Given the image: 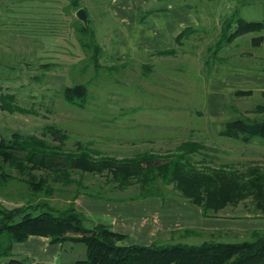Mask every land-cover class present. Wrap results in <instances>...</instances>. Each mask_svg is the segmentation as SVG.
Segmentation results:
<instances>
[{
    "label": "rangeland",
    "instance_id": "374dc122",
    "mask_svg": "<svg viewBox=\"0 0 264 264\" xmlns=\"http://www.w3.org/2000/svg\"><path fill=\"white\" fill-rule=\"evenodd\" d=\"M109 1L80 2L85 7L89 26L100 47L97 64L91 59L92 47L82 48L78 41L80 34L74 29L75 11L69 6V0H43L41 20L34 19V12H30L32 1L25 2L27 5L23 7L20 4L11 6V12L3 9L6 5L0 4L3 9L0 11V93H13L15 105L27 110L8 112L0 108V137L9 139L15 131L22 135L40 136L45 131L46 139L58 143L59 139L54 142L55 138L46 132L52 126L68 134L65 141L67 149H74L76 141L90 142L89 146L94 151L123 157L139 151L166 153L190 136L206 145L205 153L214 156L215 164L226 163L240 169L251 163L264 166V143L259 142L264 140L244 143L219 134L224 126L222 122L241 115L260 116L256 107L264 106V95L258 92L250 96L225 93L220 111L223 117L216 121L209 119L213 113L208 103L215 93L209 91V78L216 65L247 63L264 66V45L257 47L251 44V38L262 32L242 34L230 42L219 41L227 18L232 21L228 33L234 29L237 17L264 21V2H154V7L191 10L199 19L198 25L184 33L182 44L174 47L176 53L162 56L159 60L151 59L150 53L142 51H135L132 57L118 58L109 34L115 24L109 12ZM76 83L87 86L84 107L69 104L63 97L64 87ZM7 171L19 176L14 169ZM35 173L40 174L38 171ZM103 181V176L85 180L89 184ZM27 190L28 187L18 180L9 179L7 187L0 191V198L23 203V194ZM135 193L136 189L131 186L112 195L123 196L124 201L144 199L129 198ZM173 197L189 203L178 195H170ZM51 201L53 205L64 204V200L56 196ZM7 204L3 203L6 207L11 205ZM252 208L246 199L213 216L216 220L218 218L220 226L224 225L223 221L232 220L239 228L210 231L192 227L199 233L185 236L182 230L186 227H180L162 233L158 231L153 240L198 243L208 238L246 239L249 230L264 229V214L254 216ZM88 224L86 221L85 225ZM132 238L129 233L127 239L125 237L126 240L120 243H130ZM76 245L85 247L81 242Z\"/></svg>",
    "mask_w": 264,
    "mask_h": 264
},
{
    "label": "trees",
    "instance_id": "16d2710c",
    "mask_svg": "<svg viewBox=\"0 0 264 264\" xmlns=\"http://www.w3.org/2000/svg\"><path fill=\"white\" fill-rule=\"evenodd\" d=\"M68 4L73 11L82 7L80 0H69ZM74 19L80 45L92 47L91 59L97 64L100 47L88 17L86 24ZM231 22L228 18L224 20L220 43L264 30V21L237 17L234 29L228 33ZM190 31V27L184 28L176 35L178 45H181L184 33ZM262 39V34L253 36L251 44L258 46ZM155 52L175 54L176 49ZM251 93V90H237L233 95ZM62 94L69 104L84 107L88 89L84 83H76L64 87ZM14 100L13 93L1 92L0 108L8 112L27 111L15 105ZM256 109L261 113L258 117L241 115L222 122L224 126L219 134L244 143L264 140V106L258 105ZM46 132L55 138L53 141L59 139V142L46 139L45 131L40 136L15 131L9 139L0 137V191L13 178L28 187L22 204L8 208L0 201V258L8 257L10 262L18 263L13 258L14 243L26 240L29 235H40L53 243L81 242L85 245V256L73 263L35 264H264L263 228L249 230L248 238L242 240L208 238L198 243L153 240L148 244H124L120 241L126 235L114 231L106 223L90 222L86 226V217L74 203L79 194L124 201L123 196H113V192H123L132 186L137 193L129 198H165L175 194L198 206L203 217L218 216L226 208L249 199L254 216H258V213L264 214L263 165L251 163L240 169L226 163L215 164L214 156L205 153L206 145L190 136L166 153L139 151L117 157L94 151L90 142L76 141L74 149H67L66 132L52 126ZM8 169L16 170L19 176L11 175ZM95 176H103L104 181L85 182ZM55 196L63 199L64 204L53 205L51 200ZM182 232L185 236L199 233L192 227H186Z\"/></svg>",
    "mask_w": 264,
    "mask_h": 264
},
{
    "label": "crops",
    "instance_id": "0c3cea01",
    "mask_svg": "<svg viewBox=\"0 0 264 264\" xmlns=\"http://www.w3.org/2000/svg\"><path fill=\"white\" fill-rule=\"evenodd\" d=\"M27 1H32L30 12H34L33 18L41 20L40 9L43 0H0V4L6 5L3 9L11 12V6L20 4L23 7L27 5L25 3ZM89 1L94 3L96 0ZM156 1L159 0L109 1V12L115 21L109 34L114 41L118 58L132 57L135 51L150 53L151 59L161 60L162 56H173L174 54H158L155 51L175 49L174 47L178 46L176 35L184 28H194L192 26L199 24V19L191 10L154 7ZM3 9L0 8V11ZM262 36L263 39L257 47L264 45V30ZM262 56L264 57V52ZM237 90H251L250 95L257 92L264 95V66L247 63L236 66L216 65L209 78V91L215 92L208 100L210 111L213 113V116H209L210 120L216 121L223 117L220 113L223 95L232 94ZM0 201L2 204L10 203L8 208L22 204L1 198ZM138 201L134 199L111 201L79 194L74 203L76 209L84 214L87 222L106 223L114 231L124 233L126 239L130 233L133 238L130 243L124 242L125 244H132L134 241L148 244L158 231L162 233L165 230L180 227H196L210 231L219 228H239L232 220L231 222L223 221L224 225L220 226L218 218L216 220V217H203L198 206L174 197L166 196L165 199H161L152 196ZM213 219L215 221H211ZM229 219L233 218L225 220ZM76 244L77 242L70 240L64 243H53L48 237L29 235L26 240L13 245V258L17 259L18 263L10 262L8 257H3L0 258V264L73 263L80 259L81 255H83L81 258L85 256V247H78ZM77 248L80 253L76 252Z\"/></svg>",
    "mask_w": 264,
    "mask_h": 264
},
{
    "label": "water",
    "instance_id": "95a60500",
    "mask_svg": "<svg viewBox=\"0 0 264 264\" xmlns=\"http://www.w3.org/2000/svg\"><path fill=\"white\" fill-rule=\"evenodd\" d=\"M75 16L78 20L82 21L84 24L87 23V17H86V12L85 9L83 7H79L76 11H75Z\"/></svg>",
    "mask_w": 264,
    "mask_h": 264
}]
</instances>
